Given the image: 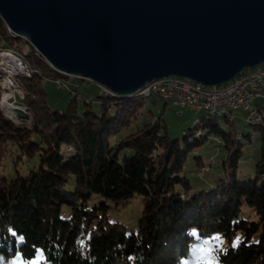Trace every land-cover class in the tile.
Here are the masks:
<instances>
[{
    "label": "trees",
    "instance_id": "trees-1",
    "mask_svg": "<svg viewBox=\"0 0 264 264\" xmlns=\"http://www.w3.org/2000/svg\"><path fill=\"white\" fill-rule=\"evenodd\" d=\"M23 39L2 40L35 70L16 76L30 121L16 122L0 104V264H12L18 251L31 259L39 249L43 264H182L209 239L218 240L216 264H264V101L256 102L261 121L246 115L260 132L262 158L255 176L242 178L239 163L253 131L243 132V141L207 113L173 137L160 114L122 134L151 96L121 97L98 85L95 101L63 85L69 97L54 107L46 81L57 88V79H85L53 69L32 45L23 52ZM229 113L221 115L225 122ZM212 137L225 151L221 176L195 188L183 170L191 154L203 164L198 151ZM137 193L144 207L136 227L110 217Z\"/></svg>",
    "mask_w": 264,
    "mask_h": 264
},
{
    "label": "water",
    "instance_id": "water-1",
    "mask_svg": "<svg viewBox=\"0 0 264 264\" xmlns=\"http://www.w3.org/2000/svg\"><path fill=\"white\" fill-rule=\"evenodd\" d=\"M53 69L133 96L154 79L229 83L264 62V0H0Z\"/></svg>",
    "mask_w": 264,
    "mask_h": 264
},
{
    "label": "rangeland",
    "instance_id": "rangeland-1",
    "mask_svg": "<svg viewBox=\"0 0 264 264\" xmlns=\"http://www.w3.org/2000/svg\"><path fill=\"white\" fill-rule=\"evenodd\" d=\"M1 19V18H0ZM6 24L0 23V37L1 41H4V36L6 35H14L10 33ZM2 41V44H3ZM31 43L26 40H21L18 42V48H20L23 52L28 53L31 50ZM5 47V46H4ZM7 51L16 53L17 51L11 50L7 48ZM36 54L44 58L37 50ZM19 53V52H18ZM21 54V53H20ZM23 55V54H22ZM45 59V58H44ZM2 71V69H0ZM34 73V71H33ZM5 72H2V77H0V93H1V107L4 110L5 114L13 118L16 122L22 121H30V117H26V115H30V112H26L25 106L20 102V99L23 97V90L19 82V86L15 85V75L10 77L11 80L7 79V75ZM17 75H20L17 73ZM67 75V74H66ZM70 77H75L71 76ZM30 77V76H26ZM79 79V77H77ZM9 81V84H7ZM63 82L61 85L58 83L55 84L57 88L52 86L51 81L45 82V87L48 90V100L52 103L54 107H63L64 99L69 97V92H65L61 88L63 85H67L70 87L77 86V91L80 96H85L88 100L95 101L98 93V86L91 82L90 79L81 80V82L76 79H61ZM90 82V83H89ZM51 83V84H50ZM93 83V85H90ZM63 88V87H62ZM9 92L7 100L8 103H11L12 108L11 111L13 113H8L3 106V98L6 92ZM146 106L144 107L143 113L138 117V119L130 126L129 129H124L122 134H126L127 130H134L136 126L142 125L143 122L154 121L160 114L163 115L161 119L167 124L168 130L173 137H181L183 133L192 126L196 120L203 115H206L208 112L206 110H200L196 112L190 108H182L176 105H173L170 101H166L162 99L157 94H154L151 97H146ZM83 101L81 98V109ZM27 113V114H24ZM29 113V114H28ZM10 114V115H9ZM216 115V114H215ZM245 112L243 109L235 108L229 113L230 120L225 122L224 116L217 115L218 119L223 122V126L228 129L231 128L234 136H238L241 140H245L242 136L245 131H253L252 126H250L247 122ZM221 141L215 137H212L209 142H207L203 147L199 148L198 154L202 156L203 164H197V160L191 154L186 166L183 170V173L188 176L193 183V187L200 188L202 186H207V184L213 181L216 178L221 176V162L225 158V151L221 147ZM245 154L240 160L239 163V176L242 178L254 177L256 171V164L262 158L261 151V135L260 132L253 131L252 132V141L247 142L244 145ZM212 163V164H211ZM199 172L202 173L199 175ZM98 196H95L97 199ZM144 207V199L142 194H135L127 204H120L119 207L113 208L110 211L111 218H120L130 227H136V222L138 218L142 214V210ZM66 214H69V210H66ZM213 240L209 239L205 241V244L200 246L199 250L196 252L197 257L194 260L185 259L182 264H197L199 261H207L208 259H213V253L211 249L217 248ZM236 240H233L235 243ZM202 250H210L211 255L207 254V251ZM12 264H43L44 257L42 251L39 249L34 257L31 259H24L18 251L15 255L10 259Z\"/></svg>",
    "mask_w": 264,
    "mask_h": 264
},
{
    "label": "built area",
    "instance_id": "built-area-1",
    "mask_svg": "<svg viewBox=\"0 0 264 264\" xmlns=\"http://www.w3.org/2000/svg\"><path fill=\"white\" fill-rule=\"evenodd\" d=\"M0 61L8 65L7 48L1 42ZM20 61L25 67L33 68L21 58ZM90 81L100 89L111 91L91 79ZM57 83L61 85L63 82L57 79ZM140 90L158 91V96L173 105L195 111L238 103L246 114H255V110L260 109L256 102L264 101V62L253 68H246L229 83L223 85L206 86L185 77L172 75L147 82Z\"/></svg>",
    "mask_w": 264,
    "mask_h": 264
},
{
    "label": "bare ground",
    "instance_id": "bare-ground-1",
    "mask_svg": "<svg viewBox=\"0 0 264 264\" xmlns=\"http://www.w3.org/2000/svg\"><path fill=\"white\" fill-rule=\"evenodd\" d=\"M12 34L15 35L14 32H10ZM26 38V37H25ZM1 44L2 41L0 40ZM18 54V55H17ZM20 58L23 62H25L26 64H30V62L28 61V59H26V57L18 52L16 53H12V52H8L7 51V60H8V65H6V63L0 61V69H2V72H5L7 75V79L11 80L10 77L12 75H15V85L18 87L19 82L17 81V73L22 75V76H31L33 71L35 70L34 68H27L24 66V64L20 61ZM3 76V75H2ZM1 76V77H2ZM61 80V79H59ZM7 84L11 85L9 83V81H7ZM20 87V86H19ZM107 92V93H111L114 94V92L112 91H108L106 89H101V92ZM138 94L143 95V96H152L154 94L158 95V91H154V90H139ZM10 95V93L7 91L4 94V98H3V106L5 107V109H7L6 111L8 113H13L11 111L12 105L11 103H8V96ZM235 108H240L243 109V107H241V104L238 103H231L229 105H226L224 107H216V108H212V109H198V111L200 110H206L208 113L210 114H216V115H226L228 114L232 109ZM264 110V109H263ZM196 111V112H198ZM10 115V114H9ZM248 119L252 122V123H257L259 121H261L262 117H263V113H261L260 109H256L255 110V114H247Z\"/></svg>",
    "mask_w": 264,
    "mask_h": 264
},
{
    "label": "snow or ice",
    "instance_id": "snow-or-ice-1",
    "mask_svg": "<svg viewBox=\"0 0 264 264\" xmlns=\"http://www.w3.org/2000/svg\"><path fill=\"white\" fill-rule=\"evenodd\" d=\"M202 251H207V254L210 256L211 255V252L210 250H202ZM206 264H216L215 260L214 259H208L206 261Z\"/></svg>",
    "mask_w": 264,
    "mask_h": 264
}]
</instances>
